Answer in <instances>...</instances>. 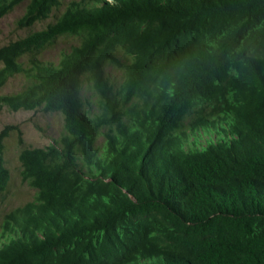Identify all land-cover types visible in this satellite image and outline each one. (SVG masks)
I'll return each instance as SVG.
<instances>
[{"label":"trees","instance_id":"obj_1","mask_svg":"<svg viewBox=\"0 0 264 264\" xmlns=\"http://www.w3.org/2000/svg\"><path fill=\"white\" fill-rule=\"evenodd\" d=\"M60 4L30 0L18 24ZM62 36L79 43L41 59ZM0 63V89L27 82L0 105L64 117L19 155L35 195L6 214L0 264H264V0H72ZM18 127L0 131V195Z\"/></svg>","mask_w":264,"mask_h":264},{"label":"rangeland","instance_id":"obj_2","mask_svg":"<svg viewBox=\"0 0 264 264\" xmlns=\"http://www.w3.org/2000/svg\"><path fill=\"white\" fill-rule=\"evenodd\" d=\"M29 1L24 0L0 18V47L10 41L24 37L32 31L45 28L57 19L72 0H61L60 6L55 8L48 18L38 20L30 26L19 25L18 20L24 15ZM78 43L77 36L59 37L40 54V57L44 60L57 62L63 52L69 51L73 45ZM108 70L110 80L115 89L118 90L124 78L123 71L114 66ZM26 83L25 77L17 74L11 77L6 85L0 89V94L19 92ZM83 95L86 107L94 111L99 110L98 98L88 86L84 88ZM6 125H17L19 129H12L5 139L4 160L10 172V179L6 190L0 195V246L6 240L2 236L6 214L33 200L35 195V189L22 179L19 155L25 147H45L55 139H59L64 133V117L60 112L24 109L12 111L6 105H0V131ZM20 137L23 139L22 144L19 142ZM103 141V136L97 140L99 145L103 144Z\"/></svg>","mask_w":264,"mask_h":264}]
</instances>
